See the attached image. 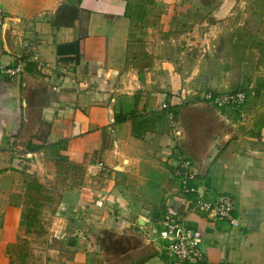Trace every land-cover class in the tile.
Instances as JSON below:
<instances>
[{"label": "crops", "instance_id": "obj_1", "mask_svg": "<svg viewBox=\"0 0 264 264\" xmlns=\"http://www.w3.org/2000/svg\"><path fill=\"white\" fill-rule=\"evenodd\" d=\"M149 2L159 31L183 33L197 20L217 43L236 36L226 50L242 58L224 62L243 67L242 79L233 70L223 78L218 57L204 59L212 72L201 91L245 89V103L214 110L228 124L193 150L179 69L152 45L140 55L132 43L142 0H0V264H12L33 207L47 215V242L57 243L43 264H198L150 240L166 213L201 232L205 264H264V0ZM62 7L76 9L71 25L54 24ZM17 59L22 72L7 73ZM176 151L193 160L208 198L232 196L236 225L186 209ZM103 233L124 241L114 258Z\"/></svg>", "mask_w": 264, "mask_h": 264}, {"label": "rangeland", "instance_id": "obj_2", "mask_svg": "<svg viewBox=\"0 0 264 264\" xmlns=\"http://www.w3.org/2000/svg\"><path fill=\"white\" fill-rule=\"evenodd\" d=\"M142 1L143 3L138 5L141 18L138 25L139 28L138 32L133 33L131 37L132 43H136V46L134 45L137 50L136 53L140 55L148 54L149 51H147V49L152 45L153 48L157 49L154 51L157 56H166L171 62L176 64V69H179L181 81L184 84L181 91L186 95L185 103L183 102L181 105L183 107L181 118L182 120L184 119L186 125V136H188V133L191 134L190 139L192 142H188L189 146H192V149L195 150L196 147H194V145H196L195 143L199 144V142H201L202 135L206 136L207 132L209 134L212 128L216 130L215 127L218 125L225 127L228 124L222 119L216 117V114L214 113L216 108L213 105L203 100L204 95L207 93L201 91L205 88V82L203 81H205L210 75L212 69L211 67L203 66L201 61L204 59H209L210 61L211 58L214 57L215 59L218 57L223 63H226L224 62L226 58H229L230 56L234 57V55L242 58L241 54L243 53H230L226 50L227 46L230 45L228 41L235 39L236 36L234 37L232 35L229 37L227 34H224L220 37V40L217 43L215 42L217 41V38H213L210 30L207 29V32L201 30V27L204 26H199L201 23L197 20L187 21L185 27L188 25L190 29L184 30L183 33H180L178 29L166 31L157 30V21L152 18L154 16L157 17V14L154 12V4L152 2H149V4L148 0ZM157 11L158 10H156V12ZM251 41L253 43L259 42L258 37H252ZM212 42H214V44ZM252 54L254 57H259V54L261 53L255 51ZM240 64H242V62ZM227 65L228 64L226 63L220 69L221 76L226 78L228 77L227 71L233 70L235 74L237 73V79L241 80L244 75L243 73H245L244 68L230 67L227 69V67H225ZM242 85L244 84L239 83L233 89L243 88ZM242 90L245 91V89ZM42 216L44 218V228L40 230V235H36L35 232L32 231L26 232L24 228L20 233V238L24 240V243L22 244L28 251L27 258L31 264H43L47 252L50 251L49 249L57 246V243L54 241L52 243L47 242L49 231L52 229L46 222V220L48 221L46 213L43 214L42 212ZM103 234L105 250L110 258H114L115 255L120 252L117 243H121L123 240L117 239V236L114 234ZM19 243H21V241ZM18 258L19 252L17 248L14 252L15 264L19 262Z\"/></svg>", "mask_w": 264, "mask_h": 264}, {"label": "built area", "instance_id": "obj_3", "mask_svg": "<svg viewBox=\"0 0 264 264\" xmlns=\"http://www.w3.org/2000/svg\"><path fill=\"white\" fill-rule=\"evenodd\" d=\"M4 19L5 15L0 10V26L3 25ZM22 67V61L17 59L14 67L5 71L10 74H17L22 72ZM203 100L218 110L224 108L237 110L245 103L246 93L244 90L207 92ZM162 108L168 109V104L163 103ZM169 116H172L171 110ZM175 133L177 136L181 135L180 131ZM173 174L186 209L206 214L213 220H226L231 225L237 224V220L232 216L234 208L232 196L219 194L215 198H208L206 196L207 188L201 181L198 168L187 154L181 151L175 152ZM156 226L149 229L150 240H164L166 242L165 249L169 255L180 262L205 264L204 254L200 247L202 235L198 229L188 227L181 218L170 213L162 215Z\"/></svg>", "mask_w": 264, "mask_h": 264}, {"label": "trees", "instance_id": "obj_4", "mask_svg": "<svg viewBox=\"0 0 264 264\" xmlns=\"http://www.w3.org/2000/svg\"><path fill=\"white\" fill-rule=\"evenodd\" d=\"M75 16H76V9L69 8V7H62L61 12L59 14L57 13L55 17L54 24L56 26L71 25ZM43 221L44 220L42 219V214L41 212L38 211V209H35V207L27 209V211H25L22 215V220H21L22 230L24 228L26 232L32 231V232H35L36 235H40V230L44 228ZM22 243H24V240L21 239V243H19L18 245V252H19L18 261L19 262L17 264H31L27 258L28 251ZM12 264H15L14 260ZM48 264H51V263H48Z\"/></svg>", "mask_w": 264, "mask_h": 264}, {"label": "water", "instance_id": "obj_5", "mask_svg": "<svg viewBox=\"0 0 264 264\" xmlns=\"http://www.w3.org/2000/svg\"><path fill=\"white\" fill-rule=\"evenodd\" d=\"M218 151H219V148L217 145L215 147H212L211 151L209 152V156L206 159V164L207 163L209 164L214 159Z\"/></svg>", "mask_w": 264, "mask_h": 264}]
</instances>
